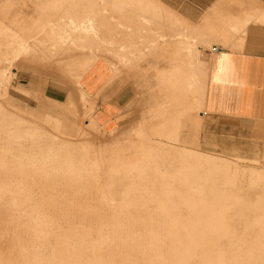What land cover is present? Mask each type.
<instances>
[{
  "label": "rangeland",
  "instance_id": "rangeland-1",
  "mask_svg": "<svg viewBox=\"0 0 264 264\" xmlns=\"http://www.w3.org/2000/svg\"><path fill=\"white\" fill-rule=\"evenodd\" d=\"M24 1L28 0H0V12H2V14L0 13V19L11 26L12 20L17 18L22 11V3ZM32 1H43L45 7L42 10L47 13V16L42 15V24L36 26L34 28L35 30L30 32L33 36L39 33V31L41 32V36L44 33L52 32L57 34L61 32L67 38H71L76 34H81V31L79 32L81 23L79 22L86 19L85 16L81 15L89 10L92 11L91 13L96 14L94 17L98 20L105 21V24L103 23L102 25L101 22L97 27L104 29L106 36L107 42L105 47H107V52L111 57L107 65L109 64L113 69L112 71L116 77H120L123 74H133L139 80H142V85L139 86L140 93L138 94L137 100L130 107L131 116L129 120L111 128L99 125L94 119L95 103L91 102L88 93L84 89V83L86 81H83V84H81L77 79V73H72L70 70L65 69L63 63L60 62L62 58H48L40 53H33L22 55L16 61H13L14 64L7 59L11 55H14V49L18 45L16 46L13 43L9 47L7 46L8 44H3L6 39V33L9 30L6 31L3 28L4 26L1 27L2 21H0V155L5 152L4 155L7 159L4 158L5 160H3L9 164H21L22 161V164L25 165L22 166L26 172V176L23 178H26L25 184L23 185L32 190L33 200L30 201V207H34L35 209L29 221L40 219V211L35 207L41 201L47 202V200L49 201V197H52L55 198L53 200V205L55 204V206L52 208L55 213H53L55 216L58 215L56 217L61 221L59 224L57 222L47 224V227L51 229L53 235L58 233L62 234L60 232L62 227L65 229L71 228L67 216L74 219L78 223V226L89 229L98 227L89 221L91 219L90 215H86L85 212H81L80 209L71 206L72 202L67 199L73 194L79 193L75 191L77 188L69 187L67 190L61 184L50 186L49 184L37 182L42 179L41 165L44 163L45 155H47L44 149L50 143L58 146L67 145L69 148L68 152L71 155H80L79 157L83 164L73 168L78 172L84 173L86 171V165L94 162L95 166L93 169L97 172V178L101 181V187H99L100 199H95L94 201L98 204L109 205L110 212L108 213H112V211L116 214L118 213V216L111 217V219L119 218L132 221L134 222L133 226L136 228L140 227L139 223H144L150 218V212L161 215L164 212H173V204L177 203L179 209L188 213L191 211L187 207L190 202L209 203L207 199H210V188L217 187V185L210 183L211 177L206 175V168V170L200 169L203 172L201 175H195L194 168H192L195 163L209 166L212 163L215 164V162H218L219 165L215 164L218 168H210V171L221 178L222 181L224 180L222 185L221 183L219 185L225 187L227 192L230 191L232 193L234 190L233 194L239 193L238 195L241 198L244 194V196L247 195L246 198L241 199L245 202L246 200L253 199L251 202L261 203L260 200L262 196L264 197V193H260V188L258 187H264L262 185L264 181V127L255 128V131H257L250 139L251 141H257V143L254 142L247 145L236 144L233 150H217L215 147L212 148L200 143L201 126L203 124L202 114L203 112L205 113L206 109L210 56L218 51L216 47H213L212 43L215 41L221 42V40L228 41L234 35L243 34L240 26L245 20L247 21V18L259 16V19L257 18L254 21L264 22V7H261L257 0H253L256 4L253 5V9L245 12V18L229 16L221 19L220 22L210 21L206 29L192 24L184 27L179 22L169 23V21L164 20V14L166 13L164 10L171 11L170 13L173 14L176 13L160 0H109L105 1V5H103L104 0H66V3L72 6L68 10H64L63 6H61L63 5L62 0ZM5 2H10L6 8H4ZM55 2L59 8L53 7V4H56ZM117 4L120 6L118 7ZM157 6L163 7L160 8ZM30 10H34L33 7ZM39 10L38 8L37 12ZM236 21L238 22L235 23ZM157 22L161 23L159 24ZM223 26H228L229 28L226 29ZM28 33L26 31V34ZM3 37L5 38L3 39ZM51 43L52 41L49 40L47 43H44L45 45L41 44V46L50 50L52 48L50 46L52 45ZM164 50L166 53L160 56L158 60L156 56L161 51L164 52ZM84 52L87 55L91 51L84 49ZM52 55L54 53L50 56ZM201 55L203 56L202 59L200 58ZM192 56L197 58L194 60H198V63L196 61L194 63L188 62ZM67 59L70 61L71 57H65V60ZM152 59L155 62L153 64L157 65L156 69L150 65V60ZM25 63H31L35 67V70L28 66L24 67ZM136 67H143L145 72L135 69ZM49 68L58 71L57 73L63 74L64 77L53 75L48 71ZM179 72L182 75L179 81L186 90L181 89L178 91L179 93H174L173 96L169 97L170 91H176L174 86L170 87V83L175 82ZM32 78L35 80L36 86L30 82ZM40 81L43 82L42 85ZM47 83V87L44 86ZM79 85H81L80 91L78 89ZM159 86L162 90V96L160 95ZM161 99L162 101L159 104ZM3 101L6 104L2 103ZM7 107H10L19 116H16V114H5ZM46 112L62 113L61 116H63L65 123L58 119L60 124L54 123L56 122V118L50 114L45 117ZM144 114L146 116L145 119ZM20 115L23 117H20ZM38 115L40 118L37 117ZM149 115H152V118L147 121L146 118H149ZM32 120L39 121L41 124L32 122ZM140 121H145V125L139 126L143 131L139 136L138 134L136 136L135 131L137 132L138 128L132 127V125H137ZM190 124L191 126H188ZM196 128L200 129L196 131ZM188 135L196 136H192V139L195 138L197 142L187 143L185 138ZM9 140L11 141L9 142ZM116 143L118 147H116ZM150 144L155 148L152 152L153 156L151 155V157L145 158L146 150L148 149L147 146ZM178 147L182 149L179 151ZM174 148H177L180 152L175 159L173 158L174 153H176ZM185 148L192 150V155L195 158L197 157V159H193L194 156L191 159L190 152H186V154L181 153ZM201 153H207L206 155L215 158L206 160L200 157ZM134 155H137V158H135L138 163V169L133 172L134 174L139 172L138 176L129 175V169L125 166L122 168L115 166L114 163L116 165L121 163L123 165L126 164L132 158L134 159ZM11 156L12 158H16L12 159ZM129 156L132 158L130 159ZM198 157L201 158L199 161ZM133 159L131 161H135ZM75 162L78 163L74 160ZM34 164H37L38 168H34ZM225 165L226 167H222ZM173 173H177L174 175L175 177L171 176ZM183 173H186V175H183ZM7 179L12 181L10 185L14 187V185L18 184L16 181L22 178L20 176H8ZM152 180L160 182L156 183V187H150ZM166 180L168 182L173 180L170 182L171 184L169 183L168 187L164 183H161ZM145 183H147L148 187H144ZM203 184H206V188ZM228 184L229 187L232 186L235 188L231 187L228 189ZM209 185L213 186L210 187ZM239 187L240 189H237ZM51 188H54V190L51 191ZM225 188H223L224 191ZM154 189L155 191H153ZM89 190L85 187V190L80 192V195H92V192ZM188 190L190 191L186 193ZM252 190L254 191L252 192ZM148 192L153 194L149 195ZM162 194L166 200L162 201ZM7 195H10V193ZM249 195L250 197H248ZM93 196L97 197V194H93ZM175 196L180 197L179 201L174 202L172 197ZM193 196H198L200 201L197 199L198 197L192 199L191 197ZM170 201L173 202L171 203ZM162 204L165 206L162 207ZM181 204L184 205V208H182L183 205L181 206ZM6 207L5 209V207L1 208L0 206V228L5 229L7 226V230L9 231L11 228H15L17 222L21 219L16 218L15 221H11L12 224L9 223L11 208H8L9 205ZM263 210L264 207L260 212H263ZM229 211L235 212L234 209ZM45 215L41 219H51V217ZM168 225V223L164 224L165 227ZM111 226L118 227L117 224H112ZM174 228H181V226L175 225ZM12 229L7 232L8 234H5L3 231V233L0 232V248L4 249L5 255L6 251L13 245L14 240L19 236H28L27 233L20 232V228H18L19 233L17 231L14 232ZM110 232L104 228L103 232L92 231L90 233L97 238ZM115 233H120V236L127 235V233L119 231ZM72 243L74 242L71 241ZM54 244L56 245V239H53L50 243L53 246ZM45 245H47V241ZM39 251L44 257H50L56 251V248L47 246L46 249L43 246L39 248ZM10 252L7 251L8 254ZM88 253L90 258H92L93 249L89 248ZM136 261L137 259L135 258L134 263Z\"/></svg>",
  "mask_w": 264,
  "mask_h": 264
},
{
  "label": "bare ground",
  "instance_id": "bare-ground-1",
  "mask_svg": "<svg viewBox=\"0 0 264 264\" xmlns=\"http://www.w3.org/2000/svg\"><path fill=\"white\" fill-rule=\"evenodd\" d=\"M105 1H109V0H104L103 5H105ZM61 2H63L62 3L63 5L61 6H63L64 10H68V8L72 7L71 4L66 3L67 2L66 0H62ZM150 3L152 4V2ZM43 4H44L43 1L34 2L32 0H28L25 2L22 11L19 13L18 17L14 20L11 26L5 24L4 22H2V25L0 23L1 27L4 26L3 28L6 31L9 30V32L6 33V39H5L7 40L6 42L8 44L9 42H11V44H9L8 46L10 47V45H12L13 43H15L16 46L18 45L17 48L14 49V55H11V57L7 59H9L12 62V64H14L13 61H16L24 54L40 53L44 57H48V58L60 57L62 58L60 59V62L63 63V66H65L64 68L70 70V72L72 73H77L78 81L81 84H83V81H86L87 73L90 70L96 69L97 67L104 65V63H109L108 61H110L111 57L107 52L108 51L107 47H105L107 40L104 33V29H100L97 27L100 25L101 22L102 25L103 23L105 24V21H102L101 19L98 20L96 17H94L96 16V14L91 13L92 11L89 10L85 14L81 15V16H85L86 19L85 20L83 19L81 21L79 20L80 21L79 23H81L79 29V32L81 31L80 32L81 34L78 33L79 35L76 34L71 38H67V36H64L63 33L61 32L60 33L58 32L57 34L51 32L46 34L44 33L43 36H41V32L39 31V33L33 36L30 34V32L34 31L35 30L34 28L36 26L42 24V20H43L42 15L47 16V13H45L42 10L45 7ZM117 6L119 7L120 5L117 4ZM32 7L34 10L31 11L30 9H32ZM53 7L59 8L57 3L53 4ZM38 8L40 9L39 12H37ZM174 16L178 18L176 14ZM258 17L259 16L247 18V21L245 20V22L241 24L240 28H242L243 33L245 32L249 23L256 20ZM179 19H183V18L179 17L178 22ZM186 21H184L185 24ZM189 23L187 22V25ZM234 29L237 30L236 28ZM26 31H28L29 33L26 34ZM4 38L5 37H3V39ZM49 40L52 41L51 43L52 45L49 44L52 47L50 50L45 49L44 46H41V44L45 45L44 43H47ZM6 42H4L3 44L6 45L7 44ZM52 49L54 50L53 52ZM84 49H89L91 52L85 55L86 53L84 52ZM51 52L54 53V55L50 56L52 54ZM164 53H166L165 50L164 52L161 51L160 53H158V55L156 56L157 59L159 60L160 56H163ZM67 56L71 57L70 61L69 59L65 60V57ZM200 58L202 59L203 56L201 55ZM194 59L197 58H194L192 56L191 58L192 62L191 60L188 62L194 63L196 61ZM196 62L198 63V60ZM153 63H155L154 59L150 60L151 67L156 69L157 65L156 64L154 65ZM78 69L80 70L78 71ZM181 78L182 75H180L179 72L177 74V78L176 79L174 78L175 82L170 83L171 84L170 87L174 86L176 88V91L174 90L170 91L169 97L173 96L174 93H179L178 92L179 90L185 89L183 84L179 81ZM191 85L193 84L191 83ZM167 99L169 98L167 97ZM2 103L6 104V102L4 101ZM5 114L14 115L16 113L12 111V109L7 107ZM16 116L19 115L16 114ZM20 117L23 116L20 115ZM145 117L146 116L144 114V119ZM150 118H152V115H149V118H146V120L148 121V119ZM55 121L56 122L54 123L60 124V122L57 119H55ZM145 121L144 122L140 121L137 125L133 123L135 126L132 125V127L138 128L137 129L138 133L135 131L136 136L137 134L139 136V134L142 133L143 130H141L139 126L145 125ZM32 122L41 124L39 121L36 120H32ZM10 141L11 140H9V142ZM61 146L50 143L48 147L45 148L46 150L44 149V151H46L45 154L47 155H45L44 163L41 165L42 172L41 171L40 172L42 179L37 182L38 183L42 182V184H49L50 186L61 184L64 187H66L67 190L69 189V187H74V189L77 188V190L75 191L76 192L78 191L79 193H75L71 197H68L67 199L70 202H72L71 206H75L77 209H80L81 212L83 211L85 212L86 215L87 214L90 215L91 219H89V221L92 224L97 225L98 227L89 229V228H84L82 226H78L77 225L78 223L74 219L67 216V218H69L71 228L65 229L62 227L60 229V232L62 234L58 233L56 235H53L51 233V229L47 227V224L50 222H55V223L57 222L59 224V222L61 221L59 220L58 217H56L58 215L56 216L54 215L55 211L52 208L55 206V204L53 205V200L55 198L52 197H49V201L47 200V202L41 201L35 207L38 208L40 211L39 213L40 219L29 221L31 215L34 214L35 209L34 207H30L31 205L30 201L33 200V196L31 194L32 190L30 188H26L23 185L25 184L26 178L25 179L23 178L24 176H26V172L25 170H23L22 166L25 165L22 164L21 161L22 158L20 160L22 165L19 163L9 164L5 162L4 158H6V156L4 155L5 152H3L4 153L2 154L3 156L0 155V206L1 208L5 207L6 209L7 208L6 206L9 205L8 208L9 209L11 208L10 209L11 212L9 211L10 212L9 218L11 217L10 220L8 221L9 223H11V221H15L16 218L21 219L20 221L17 222L16 225L17 228L15 227L11 229L14 232L17 231L19 233L18 228H20L21 230L20 232L27 233L28 236H19L16 240H14L11 248L8 247L10 249L7 250V251H11L10 254H8L6 251V255H5L4 249L0 248V264H264V210L263 212H260V210L264 207V202H263L264 197L261 194L262 196V199L260 200L261 203L258 204L251 202V200L253 199L248 201L246 200V202L241 200L244 197L246 198L247 195L244 196L245 195L244 194L243 197L241 198V196L238 195L239 193L233 194L234 192L233 189H231L233 190L232 193L230 191L227 192L226 191L227 189L221 186L224 180L222 181L221 178L217 177L215 174L212 173V171H210L211 170L210 168H218L217 166H215V164L219 165L218 162H215V164L212 163L209 166L201 165L200 163H195L192 166V168H194L195 175H201L203 172H201L200 169L206 168L207 169V171H205L206 175H209L208 177H211L210 183L213 185L214 184L217 185V187H211L213 185L211 186L209 185L211 187V188L209 187L210 195L208 194L211 200L207 199L209 203L190 202V204H188L187 207H189L191 211L188 213H185L181 209H179L177 203L173 204L172 205L174 209L173 212L170 213L164 212V214L162 215L150 212L151 215L150 218L147 219V221L144 223L142 222L139 223L140 227L136 228L133 226L134 222L132 221L119 219V218L111 219V217L118 216V213L116 214L114 211H112V213H108L110 212L109 205L98 204L94 201L95 199H100L99 187H101V181L100 179L97 178L98 176L97 172L94 171L93 169V167L95 166L94 162H91L86 165V171L84 173L78 172L73 168L83 164V162L80 160L79 157L80 155L79 156L78 154L71 155L68 152L69 148L67 147V145L66 146L64 145L63 147ZM116 147H118V144ZM147 147L148 149L146 150L145 158L151 157L152 152L155 149L151 144ZM181 149L179 148V151ZM175 150L176 153H174L173 156L174 159L177 158L178 154H180L177 148L176 149L174 148V151ZM186 152L191 153V159H192V157L194 156L192 155L193 151L185 148V150L182 151L181 153L186 154ZM206 154L201 153L200 157L206 160L215 158ZM136 156L134 155L135 161H131L133 158L130 157V159L131 158L132 159L129 162H126V164L124 165L123 163L117 165L116 163L114 164L118 168H122L125 166L129 169L130 172L128 173L129 175L138 176L139 172L135 174L133 172L138 169ZM200 157H198V161L199 159H201ZM193 159H197V157L195 158L194 156ZM74 160L78 162V163L75 162L78 165L74 163ZM162 160L164 159L162 158ZM115 166H113V168H115ZM33 167L36 168L37 164H34ZM222 167H226V165ZM176 174L177 173H173L171 174V176H174ZM183 175H186V173H183ZM8 176L11 177L20 176L22 179L17 180L16 183L18 184L14 185V187H11L10 183L12 181L7 179ZM156 180H152V185L150 187H156V183L160 182V181L157 182ZM170 182L166 180L161 183H164L165 186L168 187ZM220 183L221 185H219ZM263 183L262 185H264ZM229 184L227 185L228 189L232 187V186L229 187ZM205 185L206 184H203L204 187ZM85 187L90 189L89 191L92 192V195L89 196L80 195V192L85 190ZM144 187H148L147 183H145ZM257 187L255 188L257 189ZM223 188H225V191L223 190ZM258 188H260L259 190L260 193H264L263 186ZM237 189H240V187ZM53 190L54 188H51V191ZM153 191H155V189ZM189 191L190 190H188L186 193H188ZM253 191L254 190H252V192ZM8 193H10V195H7ZM93 194H97V197L93 196ZM151 194L153 193L150 192L149 195ZM197 197L198 196H193L191 198L196 199ZM248 197H250V195ZM179 198L180 197H176V196L172 197L174 202H176L177 200L179 201ZM5 199L9 200V202H7V200ZM169 199L171 200V198ZM197 199H199L200 201L199 197ZM163 200H166L164 196L162 198V201ZM182 205L183 204H181V206ZM161 206L163 207L165 205L162 204ZM182 208H184V205L182 206ZM233 209L235 212L229 211ZM45 214L51 217V219L50 220L41 219L43 218L42 216ZM166 223H168L169 225L165 227L164 224ZM112 224H117L118 227L115 228L111 226ZM175 225H180L181 228L176 229L174 228ZM104 228H106L108 231L111 232L106 235H101L100 237L97 238L93 236L92 233H90L92 231L103 232ZM2 231L5 232V234H8L7 232H9L7 230V226L5 229L0 228V232ZM117 231L127 233V235L120 236V233L119 234L115 233ZM53 239L54 240L56 239V245L54 244V246L50 245ZM46 241H47V245H45ZM71 241L74 243L71 244ZM43 246H45L46 249L47 246L55 247L56 251L53 252V254L50 257L49 256L44 257L39 251V248ZM89 248L93 249L92 258H90V255L88 253ZM135 258L137 259V261L134 263ZM85 259H87L86 262Z\"/></svg>",
  "mask_w": 264,
  "mask_h": 264
},
{
  "label": "crops",
  "instance_id": "crops-1",
  "mask_svg": "<svg viewBox=\"0 0 264 264\" xmlns=\"http://www.w3.org/2000/svg\"><path fill=\"white\" fill-rule=\"evenodd\" d=\"M160 1L172 9L178 18H183L179 19V23H183L184 27L187 22H190L189 24L201 26L204 29L208 28L210 21L220 22L221 19L229 16L245 18V12L251 11L253 5H256L253 0ZM257 1L261 7H264V0ZM25 2L22 3V8ZM9 3L5 2L4 6ZM168 14L169 12L166 11L164 20L169 23H178L175 14L170 13V16ZM183 20H187L186 24ZM0 21L2 20L0 19ZM2 22L7 24L5 21ZM223 27L229 28L228 26ZM6 41L4 40V42ZM212 45L218 51L210 56L206 109L202 114L200 143L215 147L217 150H233L236 144L257 143L250 139L257 131L255 128L264 127V22L253 21L249 23L243 34L234 35L228 41H215ZM27 66L35 70L31 63L24 64V67ZM135 69L145 72L143 67ZM112 70L107 63H104V65L90 70L84 83V89L91 102L95 103L94 119L99 125L108 128L130 119V107L137 100L140 93L139 86L142 85V80H139L137 76L123 74L116 77ZM48 71L53 75L64 77L63 74L57 73L58 71L51 68ZM66 73L68 72L66 71ZM30 82L33 85L36 84L33 78ZM40 83L43 84L42 81ZM47 85L48 83L44 86L47 87ZM80 87V85L79 88L77 87L79 91ZM160 95L162 96L161 88ZM161 101L162 99L159 104ZM48 114L65 123L61 116L62 113L46 112L45 117ZM199 129L196 128V131ZM192 136L188 135L185 141L197 142L195 138L192 139Z\"/></svg>",
  "mask_w": 264,
  "mask_h": 264
}]
</instances>
